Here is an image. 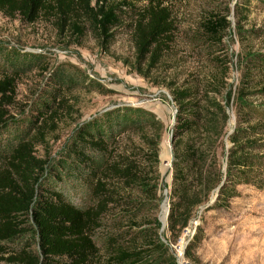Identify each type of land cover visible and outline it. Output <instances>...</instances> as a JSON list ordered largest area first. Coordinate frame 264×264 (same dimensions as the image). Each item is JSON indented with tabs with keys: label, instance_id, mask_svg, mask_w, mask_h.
<instances>
[{
	"label": "trees",
	"instance_id": "1",
	"mask_svg": "<svg viewBox=\"0 0 264 264\" xmlns=\"http://www.w3.org/2000/svg\"><path fill=\"white\" fill-rule=\"evenodd\" d=\"M135 1L0 0V12L18 16L26 24L44 16L59 34L69 31L81 37L89 31L103 49L113 42V29L122 18L133 13L130 67L146 80L162 72L160 80L153 78L150 83L167 90L175 110L167 245L159 240L157 220L161 122L136 107L104 111L97 116V132L78 131L64 159L52 165L50 173L34 147L44 143L46 120L64 109L65 93L84 83L74 71L61 67L49 71L43 66L49 72L41 91L27 115L12 127L8 108L14 96L13 78L38 65L33 56L20 54L4 61L10 75L0 76V263L94 264L97 256L98 264L97 234L107 253L104 264H175L169 245L177 242L190 222L212 209L226 208L237 186L264 187V126L260 127L257 115L264 112V105L251 102L264 98V53L239 50L238 78L236 84H229V58L221 42L230 28L229 12L213 14L192 31L193 42L205 50L213 66H202L181 79L170 76L167 66H157L173 38L170 13L156 0H141L142 8ZM255 9V0L234 3L239 41L264 36V27H240ZM229 103L234 126L224 134ZM224 137L228 146L222 166L218 150L224 147ZM65 176L86 181L91 206L82 208L61 191ZM218 186L214 202L199 214ZM194 235L183 254L189 261L190 250L200 240Z\"/></svg>",
	"mask_w": 264,
	"mask_h": 264
},
{
	"label": "rangeland",
	"instance_id": "2",
	"mask_svg": "<svg viewBox=\"0 0 264 264\" xmlns=\"http://www.w3.org/2000/svg\"><path fill=\"white\" fill-rule=\"evenodd\" d=\"M170 13L174 32L169 51L164 53L157 66H167L168 75L184 77L188 73L198 72L202 66H213L208 62L206 52L192 40V31L203 19L213 14L223 15L230 22L222 49L227 53L229 62L228 83L236 84L238 78L237 56L244 52L264 53V36L247 41L237 39V28L233 25L232 10L237 0H156ZM137 8H142L144 1L136 0ZM256 9L245 23L242 30L264 27V0H255ZM133 13L122 18L119 27L113 29V42L103 49L89 31L81 37L70 35L69 31L59 34L52 21L44 16L32 24L20 21L18 16H6L0 12V76L10 75L7 60L20 54L35 58L38 65L25 74H18L14 79V96L8 108L12 117L10 123L21 120L27 115L31 102L41 91L48 72L56 67L69 69L79 74L84 85L70 87L64 95V109L58 110L51 121L44 125V143L34 147L37 158L47 161V170L53 172L52 165L64 159V153L78 131L89 129L97 132V116L104 111L136 107L152 113L162 124V134L158 145V186L159 206L157 216L163 213V204L168 205V193L171 181V153L169 137L173 124L174 106L167 90L153 85L150 80H160L163 73H153L146 80L136 74L130 67L133 61L132 30ZM201 50V51H200ZM29 55V56H27ZM43 66L49 71H43ZM264 105V98L251 101ZM27 106V107H26ZM229 115L224 134L234 126L233 106L226 107ZM264 126V112L257 114ZM13 130V129H12ZM218 150L219 162L223 166L225 148ZM46 166V165H45ZM45 168V170H46ZM63 193H68L71 201L85 208L93 201L86 181H76L73 177H64ZM216 189V188H215ZM214 189L211 198L216 195ZM210 198V199H211ZM164 203V202H163ZM169 206V205H168ZM161 207V208H160ZM205 211V210H204ZM204 211H199L202 214ZM159 220V219H157ZM159 228L162 222L159 220ZM166 226L159 232V240L167 245ZM197 229V232H196ZM200 232V233H199ZM197 234L200 240L190 250L191 260L184 258L185 249L190 239ZM96 248H99L98 264H104L107 253L101 240L94 237ZM175 264L181 260L187 264H264V187L237 186L228 197L227 207L221 210L212 209L190 222L174 245H169ZM1 262L0 264H2ZM97 264V256L94 261Z\"/></svg>",
	"mask_w": 264,
	"mask_h": 264
},
{
	"label": "water",
	"instance_id": "3",
	"mask_svg": "<svg viewBox=\"0 0 264 264\" xmlns=\"http://www.w3.org/2000/svg\"><path fill=\"white\" fill-rule=\"evenodd\" d=\"M226 111H227V110H226ZM227 112H228V111H227ZM174 114H175V110H174ZM174 114H173V118H174ZM226 137H227V135H226ZM226 137H225V138H226ZM172 140H173V136H172V132L170 131L169 143H171ZM170 168H171V163H170ZM219 187H220V186H218V187L215 189L216 192L218 191ZM215 198H216V195H214V196L209 200V202H208L205 206H203L202 208H200L199 211H200V212H201V211H204L208 206H210V205L214 202ZM163 202L165 203V201H163ZM163 202L161 203V206H162ZM160 208H161V207H160ZM167 212H168V205L165 203L164 225L161 224L160 229H159V232H161L162 229L164 228V226H166ZM160 215H161V212L158 214L157 219L160 218ZM158 221H159V220H158ZM186 247H187V246H182V250L186 249Z\"/></svg>",
	"mask_w": 264,
	"mask_h": 264
},
{
	"label": "bare ground",
	"instance_id": "4",
	"mask_svg": "<svg viewBox=\"0 0 264 264\" xmlns=\"http://www.w3.org/2000/svg\"><path fill=\"white\" fill-rule=\"evenodd\" d=\"M163 213L161 212L159 220L162 222V225H164V214H165V203H163Z\"/></svg>",
	"mask_w": 264,
	"mask_h": 264
},
{
	"label": "built area",
	"instance_id": "5",
	"mask_svg": "<svg viewBox=\"0 0 264 264\" xmlns=\"http://www.w3.org/2000/svg\"><path fill=\"white\" fill-rule=\"evenodd\" d=\"M185 231V230H184ZM179 240V239H178ZM181 248H182V246H181ZM181 264H187L186 262H183L182 260H181Z\"/></svg>",
	"mask_w": 264,
	"mask_h": 264
}]
</instances>
